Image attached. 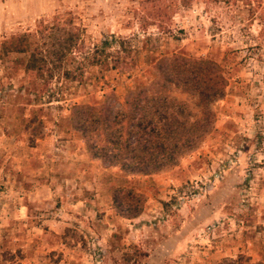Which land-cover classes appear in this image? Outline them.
<instances>
[{"label": "rangeland", "instance_id": "obj_1", "mask_svg": "<svg viewBox=\"0 0 264 264\" xmlns=\"http://www.w3.org/2000/svg\"><path fill=\"white\" fill-rule=\"evenodd\" d=\"M70 34L77 52L52 77L2 52L24 36L50 55ZM106 36L138 50L134 69L82 65ZM173 53L227 79L200 147L147 176L93 159L70 108H117ZM128 191L129 219L113 202ZM0 264H264V0H0Z\"/></svg>", "mask_w": 264, "mask_h": 264}, {"label": "trees", "instance_id": "obj_2", "mask_svg": "<svg viewBox=\"0 0 264 264\" xmlns=\"http://www.w3.org/2000/svg\"><path fill=\"white\" fill-rule=\"evenodd\" d=\"M76 42L70 34L50 55H43L38 49L30 51L29 39L19 36L4 43L2 52H29L25 71L42 79L45 73L52 77L53 69L59 66L55 64L77 52ZM113 43L115 49H111ZM138 53L127 39L106 36L85 54L82 65L124 73L136 67ZM50 56L54 59L51 62L47 61ZM50 63L54 67L47 69ZM151 70L153 78L136 81L115 109L105 102L70 108L72 128L80 134L90 156L107 167L146 176L171 168L181 157L197 150L213 128L211 106L223 97L227 85L218 63L173 53L157 59ZM63 73L73 80L70 70ZM176 93L192 103L178 99ZM130 195L128 191L118 199L114 194L113 202L120 213L124 203L133 202ZM141 211V207L130 205L129 214L123 212V216L134 218Z\"/></svg>", "mask_w": 264, "mask_h": 264}]
</instances>
